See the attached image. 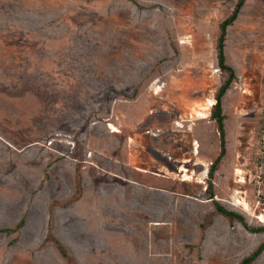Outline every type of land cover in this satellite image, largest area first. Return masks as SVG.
Returning <instances> with one entry per match:
<instances>
[{"label": "rangeland", "instance_id": "374dc122", "mask_svg": "<svg viewBox=\"0 0 264 264\" xmlns=\"http://www.w3.org/2000/svg\"><path fill=\"white\" fill-rule=\"evenodd\" d=\"M237 2L0 0V264H240L264 242L199 187ZM224 50L220 204L264 228V0L245 1ZM235 102L257 105L236 117Z\"/></svg>", "mask_w": 264, "mask_h": 264}, {"label": "trees", "instance_id": "16d2710c", "mask_svg": "<svg viewBox=\"0 0 264 264\" xmlns=\"http://www.w3.org/2000/svg\"><path fill=\"white\" fill-rule=\"evenodd\" d=\"M245 1L246 0H238L233 10V13L221 23V28H220L221 31H220V36H219L218 45H217L218 66L221 71L228 72V78L226 79L224 84L219 89L216 95V98H215L216 100H214L213 105H212L213 110H212L211 118L217 124V130L220 136V147L221 148H220L219 156L217 157L215 162L212 164V167L209 171V176L210 178H213V179H209L208 181L207 193L209 195V198L213 201L214 207L216 211L219 213V215L224 216L230 221L239 220L243 224V226L252 233H262L264 232V228L252 229L245 223L241 215L224 209V207H222V205L217 200H215V195L213 192L214 190L213 181H214L215 173L217 171L216 167L219 164H221L222 160L224 159L227 153L226 130H225L226 117L223 111V98L227 94V92L230 90L231 84L237 79L235 70L226 64V56H225L224 49H225V41H226V36H227V29L229 26L233 25V23L237 20ZM263 252H264V242L261 243L249 256L244 258L240 264H252L262 255Z\"/></svg>", "mask_w": 264, "mask_h": 264}, {"label": "crops", "instance_id": "0c3cea01", "mask_svg": "<svg viewBox=\"0 0 264 264\" xmlns=\"http://www.w3.org/2000/svg\"><path fill=\"white\" fill-rule=\"evenodd\" d=\"M230 91L231 90H229L228 93ZM228 93L225 95V97H227ZM229 105H230V108L233 107L235 116L238 117V116H240L241 112L249 111L250 109H252L253 106L257 105V103H248L246 109H241L240 108L241 107L240 103H237V102L230 103ZM223 108L225 110V103H223ZM260 109L261 110L264 109V103H260ZM223 161H224V159L222 160V163H223ZM221 165H223V164H221ZM129 173H130L131 177L126 179L125 176H124V177H122L123 179H121L122 181L124 180L125 182H127L126 184H129V185L130 184H134V185H138V186H145V185L149 186V185L145 184L142 181L143 175H142L141 179H138L139 177L136 178L138 176L136 172H131L130 171ZM220 178H221V170L218 169L216 171V173H215V177H214V181H213L214 182V190H213V192H214V195H215V200H217L219 203L222 202L221 201L222 194H221L220 190H218L216 183H217V181ZM205 185H207V184L205 183V181H203L201 183V185L199 186L200 189H202L203 192L205 191L206 194H207V196H206V198H205V200L203 202H204V204H212V205H214L213 201L209 198V195L207 193V189H205ZM196 186H197V184H196ZM151 187L154 188L156 191H158V193L160 195H162V196H168L169 194L173 193V191H172L173 183H172L171 180L167 179L166 177H161V178L159 177L157 179V181H156V184L154 186H151ZM203 206L206 209V205H203ZM220 216H222V215H220ZM261 216H263V215H261ZM225 219H227V218H225ZM227 220L229 222V226L228 227H230L232 221H230L229 219H227Z\"/></svg>", "mask_w": 264, "mask_h": 264}, {"label": "bare ground", "instance_id": "6f19581e", "mask_svg": "<svg viewBox=\"0 0 264 264\" xmlns=\"http://www.w3.org/2000/svg\"><path fill=\"white\" fill-rule=\"evenodd\" d=\"M249 214V213H248ZM257 219L260 221V222H264V217L263 216H257Z\"/></svg>", "mask_w": 264, "mask_h": 264}, {"label": "built area", "instance_id": "2783aa9c", "mask_svg": "<svg viewBox=\"0 0 264 264\" xmlns=\"http://www.w3.org/2000/svg\"><path fill=\"white\" fill-rule=\"evenodd\" d=\"M263 122H264V117H263Z\"/></svg>", "mask_w": 264, "mask_h": 264}]
</instances>
